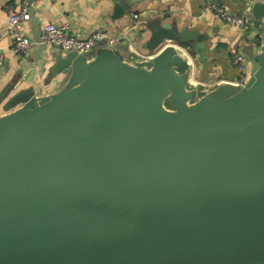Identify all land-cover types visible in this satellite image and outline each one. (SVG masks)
<instances>
[{
	"label": "water",
	"instance_id": "95a60500",
	"mask_svg": "<svg viewBox=\"0 0 264 264\" xmlns=\"http://www.w3.org/2000/svg\"><path fill=\"white\" fill-rule=\"evenodd\" d=\"M247 10L243 84L195 82L179 45L206 62L209 34L156 16L146 58L54 46L55 90L0 91V264H264V0Z\"/></svg>",
	"mask_w": 264,
	"mask_h": 264
},
{
	"label": "crops",
	"instance_id": "0c3cea01",
	"mask_svg": "<svg viewBox=\"0 0 264 264\" xmlns=\"http://www.w3.org/2000/svg\"><path fill=\"white\" fill-rule=\"evenodd\" d=\"M211 1L175 0L164 4L158 0H146L134 5L122 18L113 19L115 0H45L31 10V19L24 23L23 29L32 40L41 38L43 26L48 23L70 24L73 31L82 38L103 28L113 32L127 29L131 32L132 48L137 53L148 54L142 48L151 34L150 28L144 27L148 19L151 22L156 16H160L163 22L176 20L180 27L198 29L204 34H209L207 61L199 60L197 54L193 61L196 64L193 79L211 87L219 81H233L238 76V69L230 59L233 52L239 51L241 36L236 26L225 22L215 13L204 11L205 5ZM218 1L229 11L248 16V7L244 0ZM19 2L20 0H0V49L6 57L4 65L0 67V91L18 80L10 95L33 87L36 95L43 96L55 90L66 75L60 73L52 78L48 76L51 66L55 63V54L58 53L54 46L39 42L28 56H19L13 52V35L8 27L6 7L8 4L18 5ZM136 15L139 16L137 19ZM137 36H142L139 49L132 40ZM28 57H31L32 61L27 59ZM26 60L30 65L21 73L20 67Z\"/></svg>",
	"mask_w": 264,
	"mask_h": 264
},
{
	"label": "built area",
	"instance_id": "2783aa9c",
	"mask_svg": "<svg viewBox=\"0 0 264 264\" xmlns=\"http://www.w3.org/2000/svg\"><path fill=\"white\" fill-rule=\"evenodd\" d=\"M43 1L45 0H20L18 5L8 4L6 7L8 15L7 23L9 30L13 35L12 49L13 52L19 56L26 55L34 48L35 42L23 32V25L31 19V10ZM244 1L248 7L253 0ZM204 11L206 13H215L225 22L236 26L240 35L252 31L251 22L246 14L233 13L224 7L218 0H212L207 3L204 7ZM135 17V19H137L139 16L136 15ZM130 36L131 32L127 29L120 32H113L109 29L103 28L95 31L86 38H82L73 31L70 24L57 25L55 23H48L43 26L41 43L43 45L56 46L64 50L77 49L80 51H90L100 42L109 45L129 42L132 45ZM164 46L157 49L156 52L161 50ZM179 46L192 58L193 61L195 60L192 54L193 46L191 44H182ZM138 54L141 58H146L149 55L140 54L139 52ZM5 59V53L0 49V67L4 65ZM230 61L237 67L239 73L236 79L231 82L243 84L247 80L249 73V64L246 56L240 51L233 52Z\"/></svg>",
	"mask_w": 264,
	"mask_h": 264
},
{
	"label": "rangeland",
	"instance_id": "374dc122",
	"mask_svg": "<svg viewBox=\"0 0 264 264\" xmlns=\"http://www.w3.org/2000/svg\"><path fill=\"white\" fill-rule=\"evenodd\" d=\"M148 18H149V17H148ZM151 25H153V23L150 22L149 19H148L147 24H145L144 27H148V28H150ZM23 27H24V26H23ZM23 32L26 34L25 29H23ZM141 39H142V36H139V38H138V36H137V37H135V38L132 39V40L134 41V44L137 46L138 49H139L140 46H141V45H140V41H141ZM13 59H14V58H13Z\"/></svg>",
	"mask_w": 264,
	"mask_h": 264
},
{
	"label": "bare ground",
	"instance_id": "6f19581e",
	"mask_svg": "<svg viewBox=\"0 0 264 264\" xmlns=\"http://www.w3.org/2000/svg\"><path fill=\"white\" fill-rule=\"evenodd\" d=\"M94 47H95V46H94ZM94 47H93V48H94Z\"/></svg>",
	"mask_w": 264,
	"mask_h": 264
},
{
	"label": "trees",
	"instance_id": "16d2710c",
	"mask_svg": "<svg viewBox=\"0 0 264 264\" xmlns=\"http://www.w3.org/2000/svg\"><path fill=\"white\" fill-rule=\"evenodd\" d=\"M189 44H191V43H189Z\"/></svg>",
	"mask_w": 264,
	"mask_h": 264
},
{
	"label": "flooded vegetation",
	"instance_id": "af4514ba",
	"mask_svg": "<svg viewBox=\"0 0 264 264\" xmlns=\"http://www.w3.org/2000/svg\"><path fill=\"white\" fill-rule=\"evenodd\" d=\"M192 45V44H191Z\"/></svg>",
	"mask_w": 264,
	"mask_h": 264
}]
</instances>
